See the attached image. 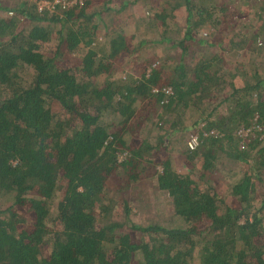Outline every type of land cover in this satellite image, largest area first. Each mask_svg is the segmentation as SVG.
Segmentation results:
<instances>
[{
	"label": "trees",
	"instance_id": "16d2710c",
	"mask_svg": "<svg viewBox=\"0 0 264 264\" xmlns=\"http://www.w3.org/2000/svg\"><path fill=\"white\" fill-rule=\"evenodd\" d=\"M40 1L0 0V264H264V60L226 55L264 0Z\"/></svg>",
	"mask_w": 264,
	"mask_h": 264
},
{
	"label": "rangeland",
	"instance_id": "374dc122",
	"mask_svg": "<svg viewBox=\"0 0 264 264\" xmlns=\"http://www.w3.org/2000/svg\"><path fill=\"white\" fill-rule=\"evenodd\" d=\"M45 1V0H44ZM48 1V0H46ZM58 0H55V2L53 4H55ZM41 2V1H40ZM153 0H149V1H141L140 4L138 5V9L140 8L141 10L140 11H143L145 9H149L152 4H153ZM52 4V6H53ZM249 9H251V6H242L241 4H238L235 8H234V12H235V15H234V21H235V24L232 25L230 27V22L229 23H226L227 26L226 27H221L222 28V31L219 32V35L221 34V36H223V33H226L228 34V36L232 37L234 35L238 36V34H242V33H246V32H249V28H246L243 23L246 21V19H248L250 16H251V11H249ZM130 11H134V13L137 14V8L136 6H132L130 8ZM137 11V12H135ZM126 12H129V9L126 10ZM11 13V12H10ZM106 21H110L109 17L105 16ZM128 29H132L133 26L132 25H128ZM218 34V33H217ZM219 35L216 36V38H219ZM197 36H198V33H197ZM229 40H227L225 43L223 44H226ZM214 48L216 46H213ZM217 48V51H220V52H224L225 50L222 49V47H216ZM251 50V48H250ZM251 51H254V52H247L245 53V51H241L240 53H233V54H230V53H226L227 55V58L229 59L228 62L234 60V62H236L237 60H240V61H243L245 66H251V62H259L261 60H264V52H257L256 50H251ZM259 56V57H258ZM231 65H234L233 61L231 63ZM200 110H196V109H188L186 111V114H185V124L186 125H190L193 123V121L198 117L199 115V112ZM197 129V128H196ZM153 136H155L153 134ZM192 134L189 135V138H187V133H182V131L178 132V134L176 135L177 138L181 139L183 145L186 146V144L188 143L189 139L191 138ZM177 146V144H176ZM174 151V152H173ZM173 153H172V163L173 165L179 170V171H186L187 169V164L185 163V156L182 154V153H179L177 152V147H175L173 149ZM136 218H141L142 216L141 215H135Z\"/></svg>",
	"mask_w": 264,
	"mask_h": 264
},
{
	"label": "built area",
	"instance_id": "2783aa9c",
	"mask_svg": "<svg viewBox=\"0 0 264 264\" xmlns=\"http://www.w3.org/2000/svg\"><path fill=\"white\" fill-rule=\"evenodd\" d=\"M78 0H71V1H68V2H66L67 4L68 3H73V2H77ZM80 1V3H82V0H79ZM51 2L48 0V1H44V0H42L41 2H40V5H39V7L41 8V7H43L44 5L45 6H49V5H51L50 4ZM12 13V12H11ZM256 45L257 46H262L263 48H264V37H258L257 38V40H256ZM166 91H169V89H167ZM204 134L206 135L207 134V131L206 130H204ZM199 139H200V137H199V134H197V133H193L192 134V136H191V138L189 139V141H188V146L191 148V149H193V148H195L197 145H198V143H199Z\"/></svg>",
	"mask_w": 264,
	"mask_h": 264
}]
</instances>
